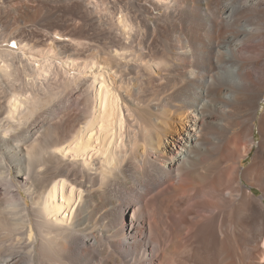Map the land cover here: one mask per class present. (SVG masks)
Here are the masks:
<instances>
[{"label":"bare ground","instance_id":"bare-ground-1","mask_svg":"<svg viewBox=\"0 0 264 264\" xmlns=\"http://www.w3.org/2000/svg\"><path fill=\"white\" fill-rule=\"evenodd\" d=\"M229 2L0 0V264H264V0Z\"/></svg>","mask_w":264,"mask_h":264},{"label":"rangeland","instance_id":"rangeland-1","mask_svg":"<svg viewBox=\"0 0 264 264\" xmlns=\"http://www.w3.org/2000/svg\"><path fill=\"white\" fill-rule=\"evenodd\" d=\"M230 1V2H229ZM235 1H237V0H228V2L229 3H236ZM76 24V25H75ZM74 24V27L75 28H80V23H78L77 24V22ZM229 30L231 31V33L228 35V38L227 39H229V40H232V28L231 27H229ZM11 46H13V48H15V49H18L19 47H21V45L20 44H17V43H11ZM221 51H224V54H221V56L223 57V58H225V56H227V54H225L226 52H228V49H227V47H223V48H221ZM70 63L72 62L71 60L69 61ZM67 67H70V66H67ZM73 70H71V72H72ZM221 71V69L220 68H218L217 70H216V72H220ZM106 72H108V71H106ZM87 74L89 75L90 73L89 72H87ZM109 75H110V73H108ZM111 76H113V74H111ZM98 84V86H99V83H97ZM263 104H264V102H263ZM256 129V138L258 139V130H257V128H255ZM257 139H256V141H257ZM253 155V152H251V154H250V156H248L247 158H245L244 159V162H243V166H246L249 162H250V160H251V156ZM256 191V193L257 194H260V192L258 191V190H255Z\"/></svg>","mask_w":264,"mask_h":264}]
</instances>
